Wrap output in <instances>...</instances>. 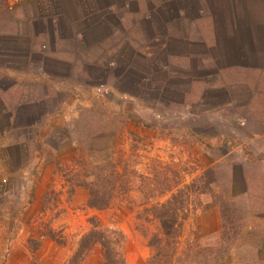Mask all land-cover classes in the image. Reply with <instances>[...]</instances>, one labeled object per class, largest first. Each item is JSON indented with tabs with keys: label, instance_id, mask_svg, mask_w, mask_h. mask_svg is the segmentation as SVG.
Segmentation results:
<instances>
[{
	"label": "rangeland",
	"instance_id": "obj_1",
	"mask_svg": "<svg viewBox=\"0 0 264 264\" xmlns=\"http://www.w3.org/2000/svg\"><path fill=\"white\" fill-rule=\"evenodd\" d=\"M2 1L0 32L10 17L7 0ZM108 1L106 26L113 42H125L128 59L120 74L126 71L132 82L142 74L151 84L157 77L153 67L163 65L181 78L176 83L185 94L172 90L173 79L164 83L168 104L151 88L138 101L98 84L94 109L66 129L65 143H56L55 135L50 140L57 147L34 143L42 157L29 160L19 174L9 171L12 161H6L7 170L0 167V264H103L99 243L72 261L81 238L94 230L102 232L120 264H264V221L252 218L262 184L254 181L248 188L264 176L249 169L254 156L247 143L232 157L222 156L209 140L215 125H204L197 102L209 101L215 107L210 114L227 124L230 113L253 123L260 111L231 106L223 88L246 99L252 89H263L264 73L257 76L248 60L231 55L225 45L230 38L220 37L229 33L217 34L218 48L207 42V19L214 26L220 21L216 0ZM143 26L150 39L142 37ZM154 30L166 36L164 47L153 43ZM183 34L188 39L173 40ZM1 42L0 52L6 53V41ZM113 60L110 65L117 68ZM263 94L252 96V107L258 101L262 107ZM232 171L239 176L233 191ZM90 189L102 207L88 206ZM160 218L171 224L169 232H163Z\"/></svg>",
	"mask_w": 264,
	"mask_h": 264
},
{
	"label": "crops",
	"instance_id": "obj_2",
	"mask_svg": "<svg viewBox=\"0 0 264 264\" xmlns=\"http://www.w3.org/2000/svg\"><path fill=\"white\" fill-rule=\"evenodd\" d=\"M7 4L10 17L6 20V31L0 32V43L3 44L4 39L8 48L7 54L0 52V167L4 171L7 170L6 161H12L9 171L19 174L29 160L41 158L34 143L48 149L57 147L56 143H65L66 129L72 127L83 112L94 109L92 104L99 98L95 96L98 84L112 87L124 97L129 94L138 101L143 100L144 91L151 88V93H156L158 98L164 97L168 104L170 97L163 93L164 83L173 79L176 85L169 82L172 90L185 94L176 83L181 78L175 77L174 71L164 70L163 65L153 67L151 75L157 77L151 84L144 82L142 74L135 76L134 82L126 71L120 74L128 59L125 42L121 43V39L113 42L111 26H106L110 15L108 0H7ZM215 4L220 21L214 26L213 19H207L206 26L210 27L207 42L218 48L220 39L230 38L225 45H230L231 55L243 56L250 62L249 68L253 66L259 71L256 75L261 77V72L264 73V20L260 16L264 15V0H216ZM140 30L144 33L141 32L142 37L148 39L144 26ZM221 31L229 35L220 34V38L217 34ZM155 32L157 36H151L153 43L164 47L166 36L161 37L160 30ZM178 36H172L173 40L188 39L185 34ZM112 58L117 68L110 65ZM111 76H114L113 82ZM128 81L132 85L129 89ZM223 92H228L227 100L231 106L236 108L245 104L247 111H260V116L252 115L256 121L249 123L230 113V117L225 116V120L231 118V123L227 124L210 114L214 113L215 107L209 101L198 99L202 106L200 117L207 122L204 125H215L216 133L204 136L216 143L224 158L243 150L242 144L247 143L248 151L254 156V161L249 162V169L254 173L248 172L264 176V104L262 101L261 107L260 101L253 102L252 107L250 100L253 95L263 94L264 87L252 89L246 99L234 94L232 89L223 88ZM104 97L102 99H107ZM188 114L194 113L190 109ZM31 128L36 129L33 136L29 134ZM51 135H55L56 143L50 140ZM253 143L257 146H251ZM242 174L241 171L238 174L240 180H244ZM236 178L239 176L232 171V191ZM254 181L262 184L263 194H254L259 209L252 218L264 221V177L248 182L249 189Z\"/></svg>",
	"mask_w": 264,
	"mask_h": 264
},
{
	"label": "trees",
	"instance_id": "obj_3",
	"mask_svg": "<svg viewBox=\"0 0 264 264\" xmlns=\"http://www.w3.org/2000/svg\"><path fill=\"white\" fill-rule=\"evenodd\" d=\"M0 1H1V5L4 6L3 1L2 0ZM96 196L97 195L95 194V191L90 189L89 198L87 201L88 206L97 207V208L102 207L100 206V204L97 203ZM169 208H172L171 209L172 214L176 215V213L173 211V206ZM174 210L176 211V208H174ZM172 214L168 213L170 217H172ZM160 219L162 223L163 232L164 233H167V231L169 232L171 224L167 222L166 218H160ZM101 235L102 232L100 234L96 230L86 233L81 238L79 246L72 257V261L79 262L80 260H82V258H85L86 254L91 249L92 245L95 243H99L102 247L101 255H102L103 264H120L121 263L120 258L114 257V253L111 245L108 243V240L104 239ZM158 254L159 251L156 252V255Z\"/></svg>",
	"mask_w": 264,
	"mask_h": 264
},
{
	"label": "built area",
	"instance_id": "obj_4",
	"mask_svg": "<svg viewBox=\"0 0 264 264\" xmlns=\"http://www.w3.org/2000/svg\"><path fill=\"white\" fill-rule=\"evenodd\" d=\"M98 90H99V89H98ZM100 93L103 94V95H106V94H108V91L105 90V89H102Z\"/></svg>",
	"mask_w": 264,
	"mask_h": 264
}]
</instances>
